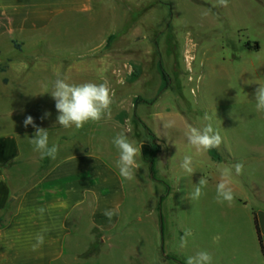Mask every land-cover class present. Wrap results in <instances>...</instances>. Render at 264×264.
<instances>
[{"label":"rangeland","instance_id":"374dc122","mask_svg":"<svg viewBox=\"0 0 264 264\" xmlns=\"http://www.w3.org/2000/svg\"><path fill=\"white\" fill-rule=\"evenodd\" d=\"M215 3L90 0L89 9L66 10L37 32L35 41L30 36L24 54L29 57L15 53L14 83L0 85V133H17L27 153L39 154L30 143L35 129L23 123L31 115L47 129L49 145H59L56 158H99L113 169L124 192L117 206L122 234L89 258L109 264H185L188 256L208 251L212 264H264L255 228V218L264 215V112L255 107L257 81L264 83V0H228L227 7ZM57 70L70 84L106 83L113 97L111 119L79 130L60 126L55 100L50 93L39 94L51 90ZM45 113L50 115L41 119ZM167 120L175 127L165 129ZM209 122L223 138L214 148L219 159L209 151L196 154L184 135L188 125L202 129ZM120 132L141 147L140 168L131 181L122 182L115 163L119 153L112 140ZM186 154L193 155L192 175L180 167ZM50 161L43 158L41 168ZM238 162L240 175L232 167ZM225 167L232 168L231 205L216 201ZM203 176L208 180L203 195L190 200ZM85 222L77 226L71 247L85 244ZM185 229L192 235L181 248Z\"/></svg>","mask_w":264,"mask_h":264},{"label":"crops","instance_id":"0c3cea01","mask_svg":"<svg viewBox=\"0 0 264 264\" xmlns=\"http://www.w3.org/2000/svg\"><path fill=\"white\" fill-rule=\"evenodd\" d=\"M89 7L90 0H0V85L14 83L15 59L29 57L24 54L30 36L35 41L36 33L66 10ZM26 148L17 133H0V264H109L92 258L124 227L119 211L111 220L104 215L123 200L113 169L99 158L89 160L90 154L51 159L42 169L40 154ZM39 208L45 209L43 216ZM84 218L87 240L73 248ZM258 221L264 246V215ZM44 228V244L33 251L35 235Z\"/></svg>","mask_w":264,"mask_h":264},{"label":"clouds","instance_id":"9594fccd","mask_svg":"<svg viewBox=\"0 0 264 264\" xmlns=\"http://www.w3.org/2000/svg\"><path fill=\"white\" fill-rule=\"evenodd\" d=\"M214 7L228 6V0H216ZM56 79L53 82L51 90L45 88L44 91L39 94L50 93L51 97L55 100V108L58 112L57 123L63 128H75L76 130L82 129L85 124L99 123L102 120H110L112 117L111 105L113 103V97L110 88L106 83H94L84 82L80 84H70L67 82V77L61 76V73L57 70ZM259 86L255 90L256 110L258 112H264V83L257 81ZM50 113H45L41 119L46 118ZM205 119L210 121V117L205 116ZM24 126L32 125L35 129L34 137L31 138L30 143L34 146V151L40 154L43 159L45 157L56 159L59 151V145L53 143L49 145V134L47 129L39 127L35 124L34 118L28 115L23 121ZM165 129H171L175 127V121L167 120L163 123ZM184 135L187 138L189 146L195 149L196 154H201L209 151L212 148H218L223 138L218 131H216L211 122H209L202 129L191 125H188L184 131ZM112 143L116 147L119 155L116 160V167L118 169V175L123 181H131L135 178L137 169L140 168V164L137 161V157L141 156V147L139 143L129 140L125 132L118 133L112 140ZM180 167L183 171L192 175L195 172L193 167V155L186 154L183 157ZM236 175H240L243 172V164L236 163L232 166ZM232 168L225 167L220 170V181L216 185V201L218 203L227 202L229 205L234 201L233 189L230 186ZM208 184L207 178L204 176L200 178L194 191L190 194V200H198L202 195V189ZM118 210L104 211V215L109 220L117 214ZM38 212L43 216L45 209L39 208ZM48 229L44 228L41 232L35 235V243L32 244V250H38L45 241L44 233ZM192 235L190 229H185L180 239V247H186L188 237ZM221 237L216 235L213 237V242L218 243ZM185 264H212V256L208 251H199L193 256H188L185 260Z\"/></svg>","mask_w":264,"mask_h":264},{"label":"trees","instance_id":"16d2710c","mask_svg":"<svg viewBox=\"0 0 264 264\" xmlns=\"http://www.w3.org/2000/svg\"><path fill=\"white\" fill-rule=\"evenodd\" d=\"M161 70V75H162V78H163V83L165 85L166 83V74L164 73V71L162 69ZM146 127V126H145ZM146 129L149 131V133H151V130L149 128L146 127ZM156 153H157V150H154L150 153V157H149V171H150V174L152 175V177L155 176V167H154V161H155V156H156ZM209 153L211 154V156L215 159H219V156L218 154L216 153L215 149L212 148L209 150ZM163 199V196L160 197V200ZM255 228H256V233H257V236H258V240H259V245H260V251H261V254H262V257H263V260H264V246H263V240L261 238V231H260V228H259V223H258V220L255 218ZM175 259V258H174ZM176 260V259H175Z\"/></svg>","mask_w":264,"mask_h":264}]
</instances>
